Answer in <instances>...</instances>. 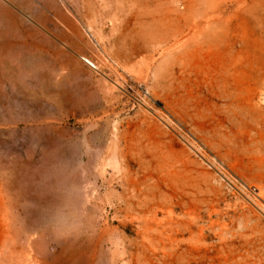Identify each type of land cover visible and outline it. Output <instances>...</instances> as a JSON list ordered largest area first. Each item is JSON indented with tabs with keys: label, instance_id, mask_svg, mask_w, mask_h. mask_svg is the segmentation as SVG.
Segmentation results:
<instances>
[{
	"label": "rangeland",
	"instance_id": "374dc122",
	"mask_svg": "<svg viewBox=\"0 0 264 264\" xmlns=\"http://www.w3.org/2000/svg\"><path fill=\"white\" fill-rule=\"evenodd\" d=\"M0 264H264V0H0Z\"/></svg>",
	"mask_w": 264,
	"mask_h": 264
}]
</instances>
